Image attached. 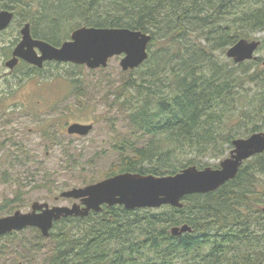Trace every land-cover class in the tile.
Instances as JSON below:
<instances>
[{
    "label": "trees",
    "instance_id": "16d2710c",
    "mask_svg": "<svg viewBox=\"0 0 264 264\" xmlns=\"http://www.w3.org/2000/svg\"><path fill=\"white\" fill-rule=\"evenodd\" d=\"M0 8L29 23L34 38L54 46L79 26L127 27L152 36L147 59L127 70L119 84L105 87H111L110 108L124 113L144 144L115 145L119 161L99 179L125 171L168 175L190 165L200 168L204 159L225 156L233 139L264 126V57L221 60L239 38L259 39L257 52L264 50V35H256L264 32V0H0ZM157 43L160 51H152ZM52 65L58 70L62 64L26 63L23 73L40 74ZM67 65L72 89L82 88V65ZM57 146L62 153L57 173L70 177L59 182L57 173L26 169L27 183L32 180L53 197L74 183L99 180L68 145ZM9 158L10 166L29 162L22 155ZM15 180L22 187L21 176ZM19 198L8 199L2 209L12 211ZM182 204L132 210L103 205L85 217L61 218L48 237L35 228L39 244L27 251L40 260L13 264H264V152L245 160L235 178L216 190L188 194ZM184 224L192 230L171 234Z\"/></svg>",
    "mask_w": 264,
    "mask_h": 264
},
{
    "label": "rangeland",
    "instance_id": "374dc122",
    "mask_svg": "<svg viewBox=\"0 0 264 264\" xmlns=\"http://www.w3.org/2000/svg\"><path fill=\"white\" fill-rule=\"evenodd\" d=\"M20 23L18 16L0 33V217L16 210L27 212L34 201L48 202L50 206H70L74 202L73 199L65 198L55 200L57 195L48 197L45 188H34V182L31 180L27 183V175H22L26 169L38 171L40 168L56 174L62 161L58 143L68 145L66 147L72 152L79 154L86 170L93 171L98 179L102 173L118 163L120 154L115 145L126 140L135 146L144 144V140L137 139L138 134L132 131L124 113L116 106L110 108L112 97L109 89L128 76L120 67L119 56L111 57L102 69H89L83 65L80 69L83 72V86L78 90H73L65 77V70H69L67 63H61L58 70L52 65L46 66L40 74L24 75L23 72L27 71L25 62L20 60L12 70L5 65L18 42L15 37L20 39L19 30L23 25ZM256 35L261 37L264 32ZM159 44L151 50L160 51ZM256 55L264 57V50ZM226 58L224 54L221 60ZM51 73L56 75L52 78L42 77ZM107 84L111 87L105 91ZM79 101L83 104L80 105ZM234 114L240 113L234 111ZM72 122H91L93 128L83 137L69 135L65 132V127ZM45 131L48 137L44 136ZM260 131H264V126ZM10 154L22 155L29 162L26 166H10ZM228 156L229 151L221 158L204 159L203 163L216 168L215 165L218 167L220 161ZM17 175L24 182L21 183L22 187L15 180ZM56 176L59 182H64L70 174L59 172ZM74 185L66 189L83 186L76 183ZM17 195L20 198L13 204L12 211L2 209L7 206L8 199L14 200ZM36 231L30 227L2 236L0 264L28 262L36 257L40 260L38 253L29 255L27 251L39 244Z\"/></svg>",
    "mask_w": 264,
    "mask_h": 264
},
{
    "label": "water",
    "instance_id": "95a60500",
    "mask_svg": "<svg viewBox=\"0 0 264 264\" xmlns=\"http://www.w3.org/2000/svg\"><path fill=\"white\" fill-rule=\"evenodd\" d=\"M13 16L11 10L0 8V31L8 27ZM19 33L20 40L5 62L9 69H13L19 60L37 68H42L46 61H55L97 69L106 67L111 57L119 56L122 71H127L137 68L147 59L148 45L152 39L147 32L127 27L79 26L71 31L69 39L54 46L34 38L29 23H24ZM259 46V39L239 38L226 48L225 56L234 63L255 60ZM92 128L93 123L72 122L66 125L65 130L69 135L83 137ZM262 152L264 131H258L247 137L233 139L229 156L221 160L217 168L190 165L168 175L125 171L90 184L65 189L55 200L73 199L70 206H50L48 202L34 201L27 212L16 210L0 217V236L34 227L43 237H48L55 221L67 216L85 217L91 211H101L103 205H121L128 210L159 208L162 205L182 207L184 196L216 190L235 178L244 160ZM191 230V227L184 224L172 227L171 234L177 236Z\"/></svg>",
    "mask_w": 264,
    "mask_h": 264
}]
</instances>
